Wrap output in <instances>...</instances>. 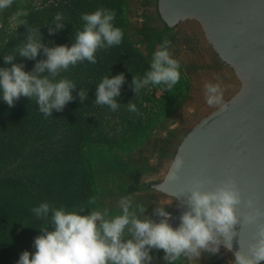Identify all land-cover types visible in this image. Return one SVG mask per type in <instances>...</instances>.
<instances>
[{
    "label": "water",
    "instance_id": "1",
    "mask_svg": "<svg viewBox=\"0 0 264 264\" xmlns=\"http://www.w3.org/2000/svg\"><path fill=\"white\" fill-rule=\"evenodd\" d=\"M134 6L147 50L155 52L169 40L172 57L187 65L196 92L155 135L144 166L119 168L118 191L122 197L131 194L133 205L143 206L156 222L161 218L154 209L165 206L176 228L187 210L182 194L188 189L199 182L202 190H215L234 181L242 203L232 251L221 245L215 255L192 258L232 264L234 253L240 246L247 250L264 226V0H134ZM206 83L221 84L220 105L206 103ZM177 157L182 167L170 180ZM248 216L255 222L249 223Z\"/></svg>",
    "mask_w": 264,
    "mask_h": 264
},
{
    "label": "clouds",
    "instance_id": "2",
    "mask_svg": "<svg viewBox=\"0 0 264 264\" xmlns=\"http://www.w3.org/2000/svg\"><path fill=\"white\" fill-rule=\"evenodd\" d=\"M13 4L14 0H0V11L11 8ZM27 15V11L16 13L19 25H26V20L19 17ZM115 17V10L107 8L82 14L83 30L76 33L71 47H48L42 42L40 29L27 28V36L16 46L18 54L3 56L5 65H11L0 68L3 101L13 107L21 97L35 98L38 110L45 118L52 116L54 110L62 111L76 98L72 93L77 85L66 78L57 80V77L78 63H97L98 50H107L122 43L123 31L114 26ZM62 21V14L56 13L52 23L55 27L48 26L50 35L65 28ZM170 43L167 39L162 41L153 53L150 69L143 78L133 76L130 86L135 95L149 85H162L171 90L179 83L181 65L172 57ZM41 50L46 59L36 60ZM17 57L36 60L33 69L25 71L24 64L14 63ZM45 72L47 75H44ZM124 83L123 73L112 78L104 77L95 89V104L117 111L121 104L116 98L120 96ZM204 89L209 106L222 103L220 83H206ZM77 96L82 104L88 99V91L80 88ZM126 105L129 112L139 114L134 103L130 101ZM181 167L182 160L177 157L172 165L174 171L169 176L170 180L176 178ZM202 189L203 185L197 182L186 194H182L186 196L187 210L181 214L176 228L169 223L171 217L165 206L154 209V215L161 218L156 222L145 215L143 206L133 205L131 194L120 198V214L115 216H111L106 207L89 210L81 205L76 210L67 211L43 202L31 211L47 226L40 229L42 235L34 238L36 251H24L17 264H152L150 253L153 249L164 251L166 264H175L181 257L191 260L205 252L215 255L221 245L232 251V240L237 235L235 225L241 218L237 215V206L242 203L241 193L231 180L223 182L215 190ZM247 203L252 206L251 200ZM87 204H96V197H91ZM141 216L145 218L141 219ZM245 219L253 223L256 217ZM261 261H264V226L257 229L247 250L240 246V250L234 253L232 264H260Z\"/></svg>",
    "mask_w": 264,
    "mask_h": 264
},
{
    "label": "rangeland",
    "instance_id": "3",
    "mask_svg": "<svg viewBox=\"0 0 264 264\" xmlns=\"http://www.w3.org/2000/svg\"><path fill=\"white\" fill-rule=\"evenodd\" d=\"M99 8L115 10L116 17L113 23L115 27H119L123 31V39L119 46H113L107 50H98L96 53L97 63L91 64L84 61L72 67L77 78V88L72 95L76 98L71 101V109L67 112V116L74 117L76 115L77 121L74 124V132H72V135L75 134V136L82 131L83 119H87L91 140L89 141V148L86 145L85 149L87 153L90 152L88 159V164L91 163L90 181L88 180L89 184L82 185L79 183L75 185V175L71 180L73 184L67 183L68 189L63 188L62 191L73 193L76 190L84 191L88 194L86 195L85 206L89 210L106 207L109 209L110 215L115 216L120 214L118 202L122 197L118 191V185L121 182L119 168L122 167L127 170L133 166H144L147 163L146 160L149 157L155 135L166 125H169L179 110L190 101L196 92V84L187 65L182 60L174 58L181 65V79L173 89L168 90L162 85H149L135 95L130 86L133 76L143 78L145 72L150 69L154 52L147 50L148 46H146L144 36H141L143 32L137 27L138 11L135 10L134 0H14L11 8L0 11V53L6 52L3 50L6 48L7 40L9 41L12 33H16L17 29L24 31L28 28L27 23L24 26L18 24L17 18H15L17 12L27 11L29 14L32 10H38L35 12L40 13L43 26L52 25L56 13H61L62 22L66 25L65 28L53 35L54 40L53 36L49 35V41L45 38L43 43L49 46L53 40L54 46L68 45L71 47L75 41L76 33L83 30L81 15L92 13ZM19 19L26 20V17H19ZM32 27L40 28L37 25H32ZM15 52L14 49L11 51L7 49V53L10 55H15ZM41 53L43 55L42 50ZM3 60L0 61V68L5 66ZM121 73L125 76V83L121 86L120 96L116 98L117 102L121 104L120 108L113 112L108 106L96 105L94 102L96 99L95 89L98 84L106 76L112 78ZM80 88L88 91V99L82 104L77 96ZM130 101L137 106L139 114L127 110L126 104ZM0 103H4L1 94ZM63 111L64 109L59 113V117L56 116L57 123L54 121L51 128H47V130L46 128L44 130L38 128L33 132V136L38 134L39 138L33 137V142L31 138H26L21 147L23 148V153L20 155L22 158L17 159L19 157L11 156V160L8 162L10 165L6 168L16 171L13 174L14 177L16 176V180L27 170H24L22 165L27 167L30 162L28 155L34 156V151L37 153L38 148H41L38 155L40 162L49 165L48 149L43 146L45 142L49 141L57 149L63 146L59 140L67 134L64 123L66 113L63 116ZM10 132L14 134L16 130L13 129ZM56 140L59 141L54 144ZM35 142L37 143L35 144ZM12 146L14 147V145ZM37 160H39L38 157ZM0 172L2 173L1 169ZM73 188L76 189L73 190ZM91 197H96V204H87ZM64 198L61 197L60 199L64 201ZM71 204H73V200L68 203L61 201L57 203V208L63 207L67 211H73L81 206H67ZM6 249L9 264H17L24 251L15 249L17 252L14 253V250H10L13 249L11 245H7ZM150 255L153 256L152 264H166L163 260L164 255L159 252L152 251ZM1 263H3V259L0 257ZM175 264L201 263L194 261V259H181Z\"/></svg>",
    "mask_w": 264,
    "mask_h": 264
},
{
    "label": "trees",
    "instance_id": "4",
    "mask_svg": "<svg viewBox=\"0 0 264 264\" xmlns=\"http://www.w3.org/2000/svg\"><path fill=\"white\" fill-rule=\"evenodd\" d=\"M35 11L38 10H32L26 16L27 27L40 29L42 42L45 41V38L49 41L48 26H43L40 13ZM32 25H37L40 28L32 27ZM48 25L51 26V24ZM15 32L12 33L13 35L11 34L9 41L7 40L6 48L3 50V52H6L0 53V61L3 59V56L10 55L7 53V49L10 51L14 49L16 51V46L28 34L26 29L24 31H18L17 29ZM53 40L49 46H54ZM17 54L16 51L15 55ZM45 57L41 53L37 56L36 60L46 59ZM36 60L17 57L13 62L22 63L25 66V71H31ZM3 67H11V65ZM44 75H47V72ZM61 78L71 80L75 84L77 83L76 74L72 70V67L68 71L61 72L57 80ZM38 109L39 106L36 104L35 98L29 100L26 97H21L13 107H9L5 102L0 103V169L2 170V173L0 172V257L3 259V263L1 264H9L7 245L12 246L13 249L10 250H14V253L17 252L16 250L28 251L30 253L36 251L34 238L42 235L43 233L40 229L47 225L34 216L31 211L33 207L47 202L57 208L58 202L68 203L72 200L73 204L67 205L68 207L85 205L86 195H88L84 191L79 192L76 190L74 193L62 191L63 188L68 189L67 183L73 184L71 180L75 175V185L79 183H82V185L89 184L90 181L89 169L91 163L88 164L90 152L87 153L85 147L88 145L87 148H89L91 133L88 130L87 119H83V128L80 134L77 136L75 134L72 135L77 118L76 115L74 117L67 116V112L71 109V102L64 107L63 111V116L65 113L67 116H64L67 134L59 138L60 144H63V146L58 147V149L54 148L55 146H52L49 141L43 145L48 149L49 165L47 166L40 162V156L38 155L41 148H38L36 150L37 153L34 151V156L28 155L30 162L27 164V167L22 165V168L27 170L18 180H16V176H13L16 171L6 168L10 165L8 162L11 160L12 155L15 158L19 157L17 159L22 158L20 157L21 153H23V148L21 147L26 138H31L33 142V137L35 139L39 138L38 134L33 136L34 131L38 128H43V130L46 128L47 130V128L52 127L54 121L57 123L55 118L56 116L59 117L58 115L61 111L54 110L52 116L45 118ZM13 129L16 130L14 134L10 132ZM59 140L54 141V144ZM37 157L39 160H37ZM18 168H20V165H18ZM75 189L73 188V190ZM59 197H65V202ZM49 230H52L51 226H49Z\"/></svg>",
    "mask_w": 264,
    "mask_h": 264
}]
</instances>
